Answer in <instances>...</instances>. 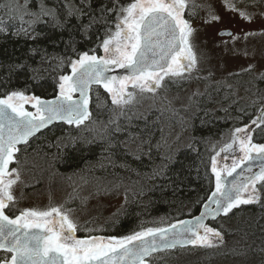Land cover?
Listing matches in <instances>:
<instances>
[{"label":"snow or ice","instance_id":"6c2138e0","mask_svg":"<svg viewBox=\"0 0 264 264\" xmlns=\"http://www.w3.org/2000/svg\"><path fill=\"white\" fill-rule=\"evenodd\" d=\"M222 2L227 11L248 23L257 16L264 19V11L250 10L253 7L258 8L264 0L259 2L222 0ZM4 8L14 13L11 19L16 20L17 24L15 31L7 30V25L0 27V34L11 35L17 40L28 43L26 56L6 66L8 74L11 76L25 73L33 82L43 79V73L55 74L54 80L58 92L52 100L26 95L27 88L9 91L0 97V250L8 254L0 258V264H129V262L149 264L145 257L161 248H175L177 244L213 248L223 244L222 232L205 224V215L215 217L222 213L227 217L240 205L254 203L264 209V201L261 200V195L264 193V168L259 173L246 178L243 183L234 184L225 191L221 173L217 171L216 161L213 158L212 171L216 175V191L209 200L215 207L205 204L207 213L202 212L200 216L195 217L194 224L191 221H180V224L185 226L179 233L176 232V225H171V239L168 236V228H146L127 236L120 238L113 236L107 240L99 236L77 238L76 232L80 226L71 216L74 210H64L63 206H50L45 210L24 209L15 218L6 215L5 210L10 211L9 205L15 200L13 186L20 180L21 175L18 168L9 167L13 162L19 163L16 153L21 152L22 149L18 145H28L29 138L53 121H64L77 128L83 125L91 117L88 105L89 91L93 84L102 85L111 94V104L119 107L128 104L134 97L133 92L127 91L129 84L140 92L155 93L170 84H178L179 80L191 79L192 73H199L202 70L200 65L210 60L208 52L200 51L199 54L197 52L198 45L195 41L200 29L194 26V21L199 20L203 25L222 24L223 21L210 0H203L202 3H197V0H130L127 4H121L119 0H108L107 3L98 0V6L94 4V0H80L79 4H76L75 0H63L60 6L51 4L50 0H16L14 5L5 4ZM201 12L205 15L201 16ZM113 14L115 31L109 26ZM73 19L77 23L72 24ZM41 25H50L62 33L67 32L68 39L65 40L61 36L59 40H53L38 30ZM94 25H102L105 28L104 38L98 45L103 49V56L90 54V52L94 53L95 49L81 51L77 47L79 41L76 35L90 39L89 33ZM217 35L230 37L234 42L231 48L232 55H237L235 42L247 41L248 37L255 33L237 34L222 27ZM45 40L47 44H42L41 42ZM204 43L206 45L207 41ZM48 44L53 48L63 44V51L50 53ZM222 44L224 54L228 55V42L222 40ZM216 47H220V44ZM247 54L245 50L244 55ZM36 57H39L38 62L35 60ZM34 64L36 66H33ZM64 65L70 68L69 74L59 71ZM109 66L130 69V74L119 79L106 76L104 73L108 71ZM4 67L0 65V68ZM208 76H214V72L210 69ZM242 76L250 77L245 91L258 97L261 103V116L252 121V125L260 127L264 124V94H262L264 89L261 88L264 84V70L257 69L255 64H249L239 72H228L222 81L216 83L232 89L233 85L228 81ZM165 77L169 80L166 81ZM75 93L79 94L76 99L73 98ZM27 103L32 104L35 112L25 110L24 105ZM114 123L115 130L120 131L121 127L116 121H109V124ZM253 130L247 125L236 127L233 132V142L226 145L222 151L231 149L238 143L246 159H250V154L253 152L264 154V144L252 142ZM100 138L104 141V151L109 152L114 146L112 132L105 128V134ZM137 138L130 137L133 143ZM192 139L195 140V137L193 136ZM94 141L95 137L87 139L69 134L66 138L58 137L55 146L59 149L63 142L65 147L69 144L75 147L78 142L90 145ZM165 145L167 151L160 156L161 163L153 168L150 179L159 177L170 164L178 162L176 156L179 149L168 145L166 139L162 138L157 142L156 148L159 150ZM137 147L140 154L149 155L151 159L150 139L141 140ZM145 149L147 152L144 151ZM140 154L136 155V159L141 158ZM61 159L62 156L59 154L53 156L51 165L54 166ZM237 167L239 164L234 163L228 175H231ZM258 182L261 186L259 189L256 187ZM244 193H248L247 197L243 196ZM184 233L191 235L181 239ZM157 235L160 237V243L156 241ZM147 237L153 239L148 241ZM137 241L140 243H133ZM249 252L256 254L251 246L240 250L237 254L247 256ZM259 254L261 264H264V247L259 250Z\"/></svg>","mask_w":264,"mask_h":264},{"label":"trees","instance_id":"16d2710c","mask_svg":"<svg viewBox=\"0 0 264 264\" xmlns=\"http://www.w3.org/2000/svg\"><path fill=\"white\" fill-rule=\"evenodd\" d=\"M62 2L50 0L51 4L57 6ZM79 2L75 0L76 4ZM119 2L127 4L130 0ZM15 3L16 0H0V27L7 25V30L15 31L17 22L11 19L14 13L4 8L5 4ZM94 4L98 6V0H94ZM114 21L113 14L109 22L112 31H115ZM71 23L77 21L73 19ZM38 30L53 40H59L61 36L68 39L67 32L62 33L50 25H41ZM104 32V26L94 25L89 33L90 39H83L77 34V47L81 51L95 49L94 53L102 56L103 49L98 45L104 38ZM41 43L47 44V41ZM27 47L28 43L23 40L0 34V65L5 66L0 68V97L6 92L25 88L26 95L44 98L56 96L55 74L43 73V79L39 82H33L25 73L8 74L6 66L25 57ZM48 49L50 53L62 52L63 44L58 48L48 44ZM35 60L38 62L39 57ZM59 71L68 74L70 68L64 65ZM171 87L176 88V85L172 84ZM227 100L225 97L204 95L194 97L188 108L166 106L142 112L134 103L119 107L112 105L110 93L95 87L91 94L92 115L88 122L79 128L55 124L40 133L28 145L20 147L22 151L16 154L19 163L14 162L12 168L19 169L22 187L27 191L41 189L48 175L62 180V186L69 187L66 204L71 209L85 208L92 197L106 195L112 190L124 192L125 203L106 223L104 235L108 238L163 227L198 213L213 191L212 159L216 160L224 135L227 136L246 117L241 111L247 105L240 98L229 99L231 103ZM110 120L116 121L121 130L116 131V124H109ZM105 128L112 132L114 146L109 152L104 151V141L100 138L105 134ZM69 134L87 139L95 137V141L90 145L78 142L75 147L70 144L65 147L62 142L58 149L55 146L57 138H66ZM186 135L190 140L187 145L183 144ZM130 137L138 138L133 143ZM162 138L168 141V145L179 149L176 156L178 162L170 164L159 177L150 179L153 168L161 163L160 156L167 151V145L159 150L156 148ZM149 139L151 159L149 155L140 154L137 147L141 140ZM144 151L147 152V149ZM57 154L62 159L52 166V158ZM138 154L141 155L140 159H136ZM69 176L72 178L68 179ZM89 186H95V191L92 196L85 197L83 190ZM260 187L259 184L258 189ZM98 189L104 191L98 192ZM261 200L264 201V193ZM15 206L9 205L10 211L6 210L9 215L18 214ZM100 218L97 216V219ZM212 225L222 232L223 244L213 248L192 245L161 252L149 258V264H261L259 250L264 247V209L259 204L240 206ZM80 234L84 236L83 232ZM248 246L255 250V255L252 252L247 256L237 254ZM6 255L4 251L0 252V258Z\"/></svg>","mask_w":264,"mask_h":264},{"label":"rangeland","instance_id":"374dc122","mask_svg":"<svg viewBox=\"0 0 264 264\" xmlns=\"http://www.w3.org/2000/svg\"><path fill=\"white\" fill-rule=\"evenodd\" d=\"M197 2L202 3L203 0H197ZM210 2L215 7L217 13L221 15L223 23L216 25H203L201 21L198 20L194 23V26H201V28L208 26L210 30H215L219 27L236 28L239 30L244 27L248 29H255L259 32L255 33V35L249 36L247 41L240 40L235 42L237 55H232L231 48L234 42L231 39H223L216 36L206 38L201 37V35H197L195 43L198 45V54L200 51H205L208 52L210 56V60L206 63H202L201 66L205 68L207 73L210 69L214 72V75H224L228 70L240 71L241 69L246 68L249 64H255L257 69L264 70V19L257 16V18L251 23H248L240 19L239 16H235L231 12L227 11L222 0H210ZM250 10L255 12L264 11V5L258 8H250ZM204 15L205 13L201 16ZM222 40L228 42V55L224 54V45L222 44ZM204 41H207L206 45ZM217 44H220V47H216ZM245 50L248 53L247 56L244 55ZM172 79L176 80L178 78ZM165 80L168 81L169 78L165 77ZM171 85L172 84L163 89H158L155 93L147 91L140 92L139 90L130 87L127 91L133 92L134 97L129 103L138 105L142 112L150 111L153 108H165L166 106L174 108H188L190 107L191 100L195 97L194 93H198L200 90L198 88L199 84L197 85V82L192 81V79L179 80V83L175 84L176 88H172ZM116 86L118 87V85ZM240 93L244 94L242 91H240ZM190 97L191 99H189ZM242 99L249 101L245 102L249 107H254V105H256L253 100L254 98L252 97H248L244 94L242 95ZM234 129L233 131L231 130L228 132L226 134L227 136L221 140L219 144L220 150L216 159H218L219 154L227 155L238 150L239 145L237 143L234 144L231 149L222 151V149H225L226 145L233 142ZM189 143V135H186L184 137L183 144L187 145ZM62 185H64L62 180L55 179L48 175L46 176L41 189L27 191L23 189V184L19 180L13 186L15 200L10 204H13L14 206L16 205L15 208L19 210V212L24 209L45 210L50 206H63L64 210L71 209L69 205L66 204L70 194L68 189L69 187H64ZM94 191L95 186H89L83 190V194L85 197H90ZM125 201L126 196L124 192L112 190V192L106 195L92 197L88 206L85 208L72 209L74 211L71 213V216L80 226L79 230L76 232L77 238L105 236L104 231L107 221L118 212ZM97 216L101 218L97 219ZM80 232H83L84 236H81Z\"/></svg>","mask_w":264,"mask_h":264},{"label":"water","instance_id":"95a60500","mask_svg":"<svg viewBox=\"0 0 264 264\" xmlns=\"http://www.w3.org/2000/svg\"><path fill=\"white\" fill-rule=\"evenodd\" d=\"M90 54H96V53H90ZM96 55L100 56L99 54H96ZM103 55H104V53H103ZM129 74H130V69H123V68H119V67H116V66H109L108 71H106L104 73V75H106V76H109V77H113L114 76V77H117L118 79L119 78L126 77ZM95 87H100L104 91H106L102 87V85H96V84L91 85V88H90V91H89L90 100H89V105H88V108H89V111L91 112V115H92V109H91V94H92L93 88H95ZM130 87H131V84H129V86H128L127 89H129ZM78 96H79L78 93L73 94V98L74 99L78 98ZM54 97H52V98H44V97H41V98L42 99H46V100H52V99H54ZM24 107H25V110H27V111L35 112V108L32 107V104L31 103L25 104ZM86 122H88V120H86L84 123H86ZM55 124H67V123L64 122V121H59V120L53 121L46 128L41 129L40 132H37L33 137L29 138V142L31 141V139H33L34 137H36L40 133L46 131L47 129L51 128ZM256 144H264V142H262V143H256ZM21 146H24V145L23 144L18 145V147H21ZM242 155H244V153L239 148V150L236 151V152H234L233 154L222 156V160H223L224 166H223V169H221V170L218 168V165L216 163L217 171H219L221 173L222 186H223V188H224L225 191H227L228 189H230L231 186L234 185V183L237 182L241 178V176L244 174V172L246 170H248L249 168H251V167H253V168L254 167H256V168H258V167L264 168V154H257L255 152H253V153L250 154L251 155V158L250 159H246L245 156L242 157ZM13 163L10 164V166H9L10 169L12 168ZM234 163L239 164V167H237L235 169V171L232 172L231 175H228V172L232 170ZM262 168L260 169V171L262 170ZM260 171L252 172L249 177H251L255 173H259ZM213 175H214V180H215V189H213V191L211 192V194L209 195V197L212 195L213 192L216 191V175H215L214 172H213ZM257 184H256V186H257ZM247 195H248V193H244L243 194L244 197H247ZM209 197L203 203V205H202V207H201V209H200V211L198 213L193 214V215H190V216H186L184 218H180V219L174 221L171 224H168L166 226L159 227V228H168L169 229L168 236L171 239V237H172V229L170 228L171 225H176V232L179 233L181 231L182 227L185 226V225H181L180 224V221H185V222L191 221L194 224L195 223V219H194L195 217L200 216L202 212L203 213H207L208 209L205 208V204H208L210 207H215V205L212 204L211 200H209ZM234 210L235 209H233V211ZM5 214L6 215H9L6 212V210H5ZM15 217L10 216V218H15ZM222 217H225L222 213L220 215H218V216H215V217H213L211 215H205V217H204V223L208 225V223H210V222H216L218 219H220ZM190 235H191L190 233H184L180 238L181 239H186ZM99 237H104L106 240L108 239L107 236H99ZM146 239L148 241H151L153 238L152 237H147ZM156 241H157V243H160L161 242L159 235H157ZM133 243L134 244H139L140 242L137 241V242H133ZM190 246H192V245H190V244H183V245L177 244L175 248H161V249H158L156 252H153L150 256L145 257V259L148 260L150 257H152V256H154V255H156L158 253H161V252L171 251V250H174L176 248H187V247H190ZM129 247H132V245H129ZM0 251H3V250H0ZM129 264H130V262H129Z\"/></svg>","mask_w":264,"mask_h":264},{"label":"flooded vegetation","instance_id":"af4514ba","mask_svg":"<svg viewBox=\"0 0 264 264\" xmlns=\"http://www.w3.org/2000/svg\"><path fill=\"white\" fill-rule=\"evenodd\" d=\"M255 2H259V0H255ZM197 3H199V2H197ZM263 5H264V3L260 4V6H263ZM253 8H255V7H253ZM203 13L204 12H201L200 15H202ZM197 21H194V23L197 22ZM195 27L200 29L199 32H198V35H201V37H206V38L212 37V36L220 37V36L217 35V32L222 28V27H219V28H216L215 30H210V28L208 26L207 27H203L202 26L203 28H201V26L200 27L199 26H195ZM226 28H228L231 32L237 33V34H242L243 32H252V33H258L259 32V31L255 30V29H248V28H244V27L240 28L239 30H237L236 28H229V27H226ZM220 38L231 39L227 35H224L223 37H220ZM200 67H201L202 70L199 73L193 72L192 73V78H191L192 81L197 82V85L199 84L198 85V88L200 89L199 92H198L199 95H195V97L199 98V97H202L204 95H208L209 97L212 96V97H215V98H217V97H222V98L225 97V98L228 99L227 102L230 101V103H231V100H229V99H231L233 97L240 98L244 103L245 102H249L247 100L242 99V95H244V94L247 95L248 97L254 98L253 100L256 103V105H254V107H249L248 105L246 107H244V108L242 107L243 109H242L241 112H243L244 115H246V117H244V120L241 121V123H240V125L238 127H244L246 125L252 127L254 129L252 131V133H251L252 142L254 144L264 142V131H262V129H264V124H261L260 127H256L255 125H252V121L253 120H257L261 116V111H259V110H261V103H260L258 97L253 96L250 93H247L245 91V88L247 87V81L250 79V77L249 76H242V77H238V78L229 80L228 83H231L233 85V88L229 89L226 85H223V84L217 85L216 81H222L223 78L225 76H227L228 72H239L238 70L237 71L228 70L227 73H225L224 75L216 74V75H214L212 77H209L208 73L205 70V68L202 67L201 65H200ZM197 77H203V78H206V79H198ZM263 86H264V84L261 85L262 89H263ZM240 91L244 92V94L243 93L241 94ZM258 107H260V108H258ZM226 110H228V108ZM224 138H225V135H224L223 139ZM238 150H239V148H238ZM230 154H233V152L230 153ZM230 154H227V155H230ZM222 156H225V155H220L219 154L218 159L215 160L217 165H218V168L220 170L223 169V166H224V163H223V160H222ZM242 157H244V155H242ZM261 168L262 167H258V168L251 167V168H249L248 170H246L244 172V174L241 176V178L237 182H235L234 184L238 185V184L243 183L245 181V179L248 178L252 172L260 171ZM259 184L260 183L257 184V186H256L257 188H258ZM214 189H215V180H214ZM241 206H243V205H241ZM236 209H238V208H236ZM19 213L17 215H19ZM231 213H233V212H231ZM12 217H15V216H12ZM212 223H214V222H210V223H208V225L210 227L215 228L212 225ZM201 234H203L202 230H201ZM81 236H82V234H81ZM0 252H3V251H0Z\"/></svg>","mask_w":264,"mask_h":264}]
</instances>
